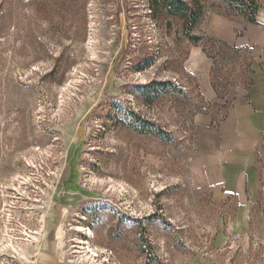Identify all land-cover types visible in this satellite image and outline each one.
<instances>
[{
  "label": "rangeland",
  "instance_id": "374dc122",
  "mask_svg": "<svg viewBox=\"0 0 264 264\" xmlns=\"http://www.w3.org/2000/svg\"><path fill=\"white\" fill-rule=\"evenodd\" d=\"M188 1L197 42L150 0H0V264H264V164L211 186L196 122L252 78L209 24L247 19Z\"/></svg>",
  "mask_w": 264,
  "mask_h": 264
},
{
  "label": "crops",
  "instance_id": "0c3cea01",
  "mask_svg": "<svg viewBox=\"0 0 264 264\" xmlns=\"http://www.w3.org/2000/svg\"><path fill=\"white\" fill-rule=\"evenodd\" d=\"M218 18L209 24L208 34L234 45H248L256 57L264 55V7L258 11L256 22ZM240 29L243 32L237 34L236 30ZM206 68L202 87L211 97ZM252 79L247 89L236 93L218 128L211 127V115L196 116L200 124V149L206 161L205 180L239 198L258 195L261 177L258 163L262 160L264 164V68L257 63L253 66ZM239 213L243 218L245 209L242 207Z\"/></svg>",
  "mask_w": 264,
  "mask_h": 264
},
{
  "label": "trees",
  "instance_id": "16d2710c",
  "mask_svg": "<svg viewBox=\"0 0 264 264\" xmlns=\"http://www.w3.org/2000/svg\"><path fill=\"white\" fill-rule=\"evenodd\" d=\"M152 12L156 16L158 12L165 13L169 18L181 20L184 27L186 28V36L189 40L197 42L202 38L201 35L193 34L192 30L198 26L203 20V14L200 9H192V3L188 0H150ZM264 4L260 0H228V8L231 12L239 15H243L248 21L256 22V15L258 11L263 7ZM228 44L227 42H223ZM153 84L159 86H166L170 84L168 81H157ZM150 86L144 88V93L149 92ZM132 120L140 121L143 126L153 125L154 123L142 120L140 116L131 111L129 113ZM142 132L144 129H139ZM155 132V131H154Z\"/></svg>",
  "mask_w": 264,
  "mask_h": 264
},
{
  "label": "built area",
  "instance_id": "2783aa9c",
  "mask_svg": "<svg viewBox=\"0 0 264 264\" xmlns=\"http://www.w3.org/2000/svg\"><path fill=\"white\" fill-rule=\"evenodd\" d=\"M220 44H222V45H219V46H221L220 48H222V50L224 52L230 53L231 56L235 57V55L237 56V54H238V56L239 55H244L246 57V59L248 61H247V64L244 65V68L246 69V73H249L251 77H252V73H253V66L256 63L258 65H260L262 68H264V55H261L259 57H256L255 54H254V49L252 47H250L248 45H246V46H238V45H234V44H231V43L224 44L221 41H220ZM215 57L216 56L213 55L212 59H214L216 61ZM214 65H215V62H214ZM252 80L253 79L250 78L249 84H248L247 87H249L251 85ZM220 85L221 84L218 83V84H216L215 87L217 89H220ZM232 104H233V102H231V105ZM204 109L207 110L208 108L207 107H204ZM221 122H222V120L221 121H218L216 118H213L212 121H211V125L214 128H218Z\"/></svg>",
  "mask_w": 264,
  "mask_h": 264
}]
</instances>
